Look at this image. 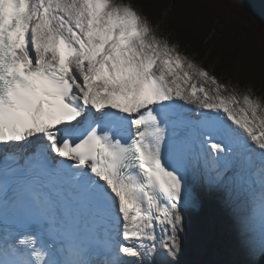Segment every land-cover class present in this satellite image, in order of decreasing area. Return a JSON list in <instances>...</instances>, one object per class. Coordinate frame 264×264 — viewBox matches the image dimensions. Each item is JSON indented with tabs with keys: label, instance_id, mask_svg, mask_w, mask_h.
<instances>
[{
	"label": "snow or ice",
	"instance_id": "6c2138e0",
	"mask_svg": "<svg viewBox=\"0 0 264 264\" xmlns=\"http://www.w3.org/2000/svg\"><path fill=\"white\" fill-rule=\"evenodd\" d=\"M225 91L131 4L0 0V165L24 187L0 201L39 204L36 182L67 176L87 218L0 215V264L174 259L189 175L248 191L264 236V100Z\"/></svg>",
	"mask_w": 264,
	"mask_h": 264
},
{
	"label": "trees",
	"instance_id": "16d2710c",
	"mask_svg": "<svg viewBox=\"0 0 264 264\" xmlns=\"http://www.w3.org/2000/svg\"><path fill=\"white\" fill-rule=\"evenodd\" d=\"M124 1L149 23L160 20L159 37L189 59L212 66L216 78L250 88L264 100V21L231 0Z\"/></svg>",
	"mask_w": 264,
	"mask_h": 264
},
{
	"label": "bare ground",
	"instance_id": "6f19581e",
	"mask_svg": "<svg viewBox=\"0 0 264 264\" xmlns=\"http://www.w3.org/2000/svg\"><path fill=\"white\" fill-rule=\"evenodd\" d=\"M190 181L199 188L198 198L201 204L198 212L180 209L181 226H184L198 242L205 244L206 248L209 246L212 248L216 236L219 238L221 235L227 236L228 232L233 233L236 239H233L231 252L234 255L239 251L243 240L250 236L254 241L243 247V262L262 264L264 261L260 260H264V236L261 235L258 217L251 216L250 193L235 188L210 187L206 182L202 183L199 178L193 179L192 176ZM255 192L258 193L259 188H255ZM180 233L183 232L178 230V234ZM160 235L157 231L158 238ZM143 261L144 264H176L175 258L166 257L159 249L153 255L143 257Z\"/></svg>",
	"mask_w": 264,
	"mask_h": 264
},
{
	"label": "rangeland",
	"instance_id": "374dc122",
	"mask_svg": "<svg viewBox=\"0 0 264 264\" xmlns=\"http://www.w3.org/2000/svg\"><path fill=\"white\" fill-rule=\"evenodd\" d=\"M117 2H123L127 3L124 0H117ZM139 11V10H137ZM140 12V11H139ZM156 22V21H155ZM152 27L153 33L159 37L161 34L162 26L160 20L157 23H150ZM203 58L206 59L204 56ZM198 66L204 67L206 70H208L210 73L212 71V66L209 65L207 67L206 65H203L202 62H198V59L193 60ZM197 61V62H196ZM212 74V73H211ZM213 75V74H212ZM217 80L226 85L227 91H225V94H230L234 88V86L230 85V83L223 81L220 78H217ZM206 86V85H205ZM237 88V87H236ZM250 89V88H248ZM248 89L244 90L241 88H238L239 93H245ZM252 94L256 96L253 92ZM257 97V96H256ZM260 98V97H258ZM261 99V98H260ZM262 100V99H261ZM178 230H181L183 233L178 234V240L179 243L181 244L177 254L175 256L176 259V264H232L233 260L229 259L225 263L224 260L227 259L225 258L224 254L228 253L229 248L227 247V243L225 244L222 241V238L225 235H221L219 238L216 236V239L213 242V246H209V248H206V245L204 246L203 243L198 240L184 227L180 226ZM185 233V234H184ZM236 239V237L234 238ZM233 243V239L231 241ZM252 242L251 238H247L246 240L243 241V243L240 245V252H243V247L244 246H249ZM231 243V247L233 244ZM229 246V244H228ZM210 249V250H209ZM229 257V256H226ZM230 260V261H229ZM137 264H144L143 259L138 261Z\"/></svg>",
	"mask_w": 264,
	"mask_h": 264
},
{
	"label": "water",
	"instance_id": "95a60500",
	"mask_svg": "<svg viewBox=\"0 0 264 264\" xmlns=\"http://www.w3.org/2000/svg\"><path fill=\"white\" fill-rule=\"evenodd\" d=\"M264 21V0H231Z\"/></svg>",
	"mask_w": 264,
	"mask_h": 264
}]
</instances>
